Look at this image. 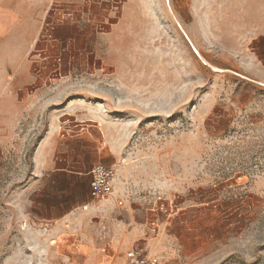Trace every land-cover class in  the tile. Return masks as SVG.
<instances>
[{
    "label": "rangeland",
    "instance_id": "rangeland-1",
    "mask_svg": "<svg viewBox=\"0 0 264 264\" xmlns=\"http://www.w3.org/2000/svg\"><path fill=\"white\" fill-rule=\"evenodd\" d=\"M129 1L44 0L40 14L33 0H0L22 8L11 29L40 32L19 72L0 58V79H32L3 108L26 114L30 93L42 85L54 93L64 83L27 140L23 127L19 142L6 133L0 264L76 262L47 256L43 244H36L39 254H27L12 237L10 213L12 172L29 164L48 115L67 107L99 109L117 123L123 158L115 175L130 174L122 187L135 204L154 194L146 185L155 184L174 242L158 254L164 264H264V82L241 63V48L253 38L245 27L253 16L264 18V0H131L127 9Z\"/></svg>",
    "mask_w": 264,
    "mask_h": 264
},
{
    "label": "crops",
    "instance_id": "crops-1",
    "mask_svg": "<svg viewBox=\"0 0 264 264\" xmlns=\"http://www.w3.org/2000/svg\"><path fill=\"white\" fill-rule=\"evenodd\" d=\"M18 1L27 4L32 0ZM33 1L37 9L44 4V0ZM130 6L131 0L126 8ZM21 9L0 5V42L10 37L9 45L1 44L0 58L4 59L3 66L9 61L16 73L20 70L19 59L28 54L40 33L37 28H10L19 21ZM42 12L43 6L40 14ZM4 16L9 20L7 27H4ZM245 28L253 38L249 49L241 48V55L246 57L244 63L241 61L243 69L264 82V18L253 16ZM31 82L32 79H15L13 75L10 79H0L1 170L8 147L6 133H16L19 142L23 140L19 135L23 127L27 140L30 133L39 129V117L44 115L45 108L62 97L64 83L60 81L55 84L54 93L51 87L44 85L30 93L26 114L18 108L12 107L10 111L3 108V101L15 102L19 90ZM24 115L30 119L22 126L19 120ZM117 130V123L108 121L106 113L99 109L83 112L77 107H67L48 115L46 125L33 144L29 164L21 171L12 172V237L17 241L21 239L25 244L22 249L27 254H39L36 244H43L47 256L55 253L62 260L70 257L75 264H99L106 259L109 264H129L127 252L132 248L163 257L172 249L170 245L174 242L165 234L159 215L155 184L146 185L151 192L154 188L155 193L139 197L140 203L135 204L130 191L122 187L127 186L130 174L120 171L114 176L113 192L107 199L95 200L91 196L93 165L105 162L116 170L122 162L123 145L115 141ZM121 197L124 199L119 201ZM142 197L148 198V203L142 201ZM164 261L161 260V264Z\"/></svg>",
    "mask_w": 264,
    "mask_h": 264
},
{
    "label": "built area",
    "instance_id": "built-area-1",
    "mask_svg": "<svg viewBox=\"0 0 264 264\" xmlns=\"http://www.w3.org/2000/svg\"><path fill=\"white\" fill-rule=\"evenodd\" d=\"M115 170L112 164L98 162L92 167L91 196L95 200L107 199L113 192ZM129 264H161L158 255H149L132 248L127 252Z\"/></svg>",
    "mask_w": 264,
    "mask_h": 264
}]
</instances>
